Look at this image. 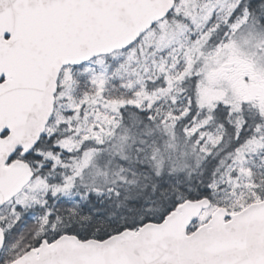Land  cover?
Here are the masks:
<instances>
[{"label": "snow or ice", "instance_id": "snow-or-ice-1", "mask_svg": "<svg viewBox=\"0 0 264 264\" xmlns=\"http://www.w3.org/2000/svg\"><path fill=\"white\" fill-rule=\"evenodd\" d=\"M0 264H264V0H0Z\"/></svg>", "mask_w": 264, "mask_h": 264}]
</instances>
